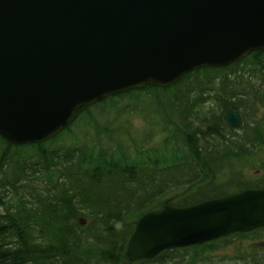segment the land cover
I'll use <instances>...</instances> for the list:
<instances>
[{"label": "trees", "instance_id": "16d2710c", "mask_svg": "<svg viewBox=\"0 0 264 264\" xmlns=\"http://www.w3.org/2000/svg\"><path fill=\"white\" fill-rule=\"evenodd\" d=\"M257 104H264L262 51L194 70L168 88L110 96L82 108L44 144L13 146L0 138V264L128 261L127 247L143 215L235 193L225 192V171L235 166L233 159L237 166L252 162L264 148L261 120L255 117L253 127L247 120L257 115ZM230 109L243 115L242 128L225 124ZM133 115L153 120L147 118L145 131L133 132L127 122ZM240 178H233L238 188ZM234 237L264 243V228L132 264H208L209 255ZM237 260L264 264V247Z\"/></svg>", "mask_w": 264, "mask_h": 264}, {"label": "water", "instance_id": "95a60500", "mask_svg": "<svg viewBox=\"0 0 264 264\" xmlns=\"http://www.w3.org/2000/svg\"><path fill=\"white\" fill-rule=\"evenodd\" d=\"M256 51L264 52V0H0V138L44 144L82 108L168 88ZM223 118L232 128L245 124L234 109ZM262 228L264 188L166 205L138 220L126 257L151 261Z\"/></svg>", "mask_w": 264, "mask_h": 264}, {"label": "rangeland", "instance_id": "374dc122", "mask_svg": "<svg viewBox=\"0 0 264 264\" xmlns=\"http://www.w3.org/2000/svg\"><path fill=\"white\" fill-rule=\"evenodd\" d=\"M257 108H258V113L256 116L253 117V116L247 115V120L250 124L249 127L254 126V119L256 117V120L257 119L261 120L260 122L262 124L261 128L264 129V104L263 105L257 104ZM147 118L150 120H153L150 116H148ZM147 118L141 115H133L127 118V122L129 124V127L132 128L133 132H137V131L140 132V131H145L146 129L149 128L148 126H150V122ZM161 136L162 135L160 131L157 132L156 138L154 139V141L155 142L159 141ZM254 158H257V159H255L252 162H248L249 158L245 159L243 164H241L240 166H237V164L240 161L237 158L233 159L232 163H234L235 166H232L230 170L225 171V176L222 178L223 185L227 187L225 192L231 189L236 190L238 188L237 187L238 181L233 183L234 182L233 178L234 176H236V178H240V172L243 173V175L253 174L254 171L259 169L258 167L252 169L255 163H258L260 167L264 168V148H262L261 151L258 153V155H256ZM223 161L226 164V161L225 160ZM243 175H241L242 178H243ZM248 181H250L249 183L252 185H255V182H258L256 179H252ZM263 247H264V243L262 241H258V240L256 241V240H250V239L245 240L243 238L234 237L230 239L229 243L226 246H224L223 248H220L218 251L213 252L209 255L210 261L208 262V264H236L238 261L237 260L238 257H240L241 255L255 253L256 250H259ZM122 264H132V263H130L129 261H124ZM201 264H205V263H201Z\"/></svg>", "mask_w": 264, "mask_h": 264}, {"label": "flooded vegetation", "instance_id": "af4514ba", "mask_svg": "<svg viewBox=\"0 0 264 264\" xmlns=\"http://www.w3.org/2000/svg\"><path fill=\"white\" fill-rule=\"evenodd\" d=\"M257 165L259 168L260 165L258 163H257ZM252 179H256L259 183L255 182L257 184L252 186L249 183L250 181H248V180H252ZM241 183L242 184L239 188H237L236 190H233L231 192L239 193V192H243V191L251 190V189H263L264 188V168L261 167V168L257 169L251 175L246 174L245 178L242 179ZM236 193H234V194H236Z\"/></svg>", "mask_w": 264, "mask_h": 264}, {"label": "bare ground", "instance_id": "6f19581e", "mask_svg": "<svg viewBox=\"0 0 264 264\" xmlns=\"http://www.w3.org/2000/svg\"><path fill=\"white\" fill-rule=\"evenodd\" d=\"M216 199V198H215ZM212 200V199H211ZM81 220V219H80ZM84 220V219H83ZM82 224V223H81ZM86 224H87V222H86ZM259 230V229H258ZM231 236V235H230Z\"/></svg>", "mask_w": 264, "mask_h": 264}]
</instances>
